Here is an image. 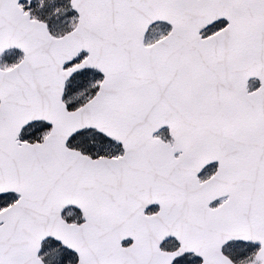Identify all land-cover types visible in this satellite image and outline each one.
Masks as SVG:
<instances>
[{"label":"snow or ice","instance_id":"1","mask_svg":"<svg viewBox=\"0 0 264 264\" xmlns=\"http://www.w3.org/2000/svg\"><path fill=\"white\" fill-rule=\"evenodd\" d=\"M0 264H264V0H0Z\"/></svg>","mask_w":264,"mask_h":264}]
</instances>
